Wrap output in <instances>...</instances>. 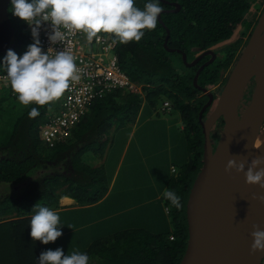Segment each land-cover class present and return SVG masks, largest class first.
I'll list each match as a JSON object with an SVG mask.
<instances>
[{
	"label": "trees",
	"instance_id": "obj_1",
	"mask_svg": "<svg viewBox=\"0 0 264 264\" xmlns=\"http://www.w3.org/2000/svg\"><path fill=\"white\" fill-rule=\"evenodd\" d=\"M262 1L160 0L166 9L160 14L161 22L158 19L155 30L145 29L139 42L121 44L114 34L100 32L117 41L118 63L140 90L112 89L94 99L70 137L53 147L42 141L40 131L58 100L40 107V115L35 118L28 115L32 107H39L32 103L16 119L6 142L0 144V183L16 186L11 192L0 189V264H38L39 240L30 236V220L37 203L58 213L63 196L73 198L79 205L103 199L108 189L103 164L92 160H102L114 128L136 118L142 104L153 107L160 99L170 100L172 107L181 112L189 152L188 161L173 172L165 188L180 196L182 207L177 209L163 194L160 197L168 208L171 232L157 235L142 228L125 229L93 241L83 253L95 264H178L187 240L186 200L202 164L204 137L198 113L208 96L198 86L208 89L218 81L220 70L228 68L240 44L237 28H250L264 7ZM147 2L135 0V5L143 10ZM173 2L179 4L176 11H171L176 7ZM8 14L14 35L8 49L0 54V72L6 70L4 58L9 49L21 56L31 44L26 22L13 14L11 1ZM166 28L167 46L192 55L191 59L230 39L224 46V60L204 66L194 84L193 75L200 62L186 66L191 69L189 73L176 71L171 55L181 56V52L165 49ZM199 93L202 96L197 97ZM15 95L10 86L0 98L12 100ZM209 108L204 110L202 119ZM222 123L220 119L212 129L216 138Z\"/></svg>",
	"mask_w": 264,
	"mask_h": 264
},
{
	"label": "water",
	"instance_id": "obj_2",
	"mask_svg": "<svg viewBox=\"0 0 264 264\" xmlns=\"http://www.w3.org/2000/svg\"><path fill=\"white\" fill-rule=\"evenodd\" d=\"M10 1L0 0V54L8 49L14 35L8 14ZM172 4L176 7L171 11L179 9L177 2ZM158 19L161 22L160 15ZM166 32L165 49L180 51L186 64L185 52L167 46V28ZM206 55L210 58L196 69L194 84L202 68L212 63L216 54L209 48L188 65L194 66ZM251 79L254 81L251 97L242 107ZM198 87L208 96L198 113L204 137L202 164L186 200L187 240L178 264H263L264 251L251 252V232L253 225L264 230V203L254 198L264 195V188L247 184L243 172L235 169L226 172L225 166L229 159L235 158L245 161L247 170L261 129L260 156H264V7L219 93ZM209 106L211 110L202 119ZM219 119L223 123L214 146L212 129Z\"/></svg>",
	"mask_w": 264,
	"mask_h": 264
},
{
	"label": "rangeland",
	"instance_id": "obj_3",
	"mask_svg": "<svg viewBox=\"0 0 264 264\" xmlns=\"http://www.w3.org/2000/svg\"><path fill=\"white\" fill-rule=\"evenodd\" d=\"M263 3L264 0L261 6ZM254 24L255 22L248 29L239 26L236 34L247 35ZM229 41L230 39L211 47L216 50V58L211 64L215 65L218 59L224 60V46L229 44ZM191 57L192 55L187 56L188 62L185 64L181 56L171 55L176 71L189 73L191 69L186 66L195 58ZM227 71L228 68L220 70L218 81L208 87L209 91L219 93L226 80ZM0 94L4 95L5 92ZM199 96H202V93L197 95ZM163 102L160 99L153 107L142 104L138 119L132 117L112 130L103 151L102 166L108 189L114 175L116 179L114 185L107 190L106 198L103 199L105 201L88 208L82 206L79 210L58 212L62 235L55 242L48 244L39 241L41 252L61 248L65 255L72 252L83 253L93 241L131 228H142L157 235H168L171 232L170 215L166 213L168 208L164 210L165 205L160 197L165 191L168 178L188 161L189 152L181 112L172 107L170 100L167 108ZM28 106L22 105L17 95L12 100L0 98V144L6 142L16 119ZM121 154L123 158L119 161ZM136 157L140 171L137 183H141L143 189L141 200L138 190L121 191L126 181L125 175L130 168V159ZM92 161L97 164L102 162L96 157ZM1 188L5 192H11L16 186L0 183ZM139 200L140 204H137ZM105 215L108 216L104 217ZM94 261L91 259L88 263L95 264Z\"/></svg>",
	"mask_w": 264,
	"mask_h": 264
},
{
	"label": "clouds",
	"instance_id": "obj_4",
	"mask_svg": "<svg viewBox=\"0 0 264 264\" xmlns=\"http://www.w3.org/2000/svg\"><path fill=\"white\" fill-rule=\"evenodd\" d=\"M13 14L31 26L34 42L28 50L18 56L9 49L4 58L8 80L22 105L35 103L28 113L30 118L40 115L39 108L62 97L70 83L80 80V69L76 57L67 50L55 51L54 55L44 52L39 39V29L49 22V40L63 43L66 35L79 31L92 41L101 31L112 33L119 43L139 42L147 29L155 30L159 15L164 12L160 0H149L143 10L135 0H11ZM61 29H64L62 31ZM53 50V49H51ZM264 156L252 158L245 171V161L229 159L225 171L235 169L243 172L247 184L264 188ZM164 198L177 209L182 207L180 196L166 189ZM264 203V195L255 196ZM30 220V236L44 244L55 242L62 235L60 217L52 209L37 203ZM251 252L264 251V230L253 225ZM86 253L72 252L65 255L61 248L41 252L38 264H88Z\"/></svg>",
	"mask_w": 264,
	"mask_h": 264
},
{
	"label": "built area",
	"instance_id": "obj_5",
	"mask_svg": "<svg viewBox=\"0 0 264 264\" xmlns=\"http://www.w3.org/2000/svg\"><path fill=\"white\" fill-rule=\"evenodd\" d=\"M33 43L31 26L26 22ZM64 31V29H61ZM49 22H44L39 29V39L44 52L54 55L55 51L67 50L76 57V65L80 69V80L70 83V87L58 99L55 111L49 113L48 121L41 126V139L53 147L70 137L71 131L88 112L90 103L112 89L139 91L137 84L132 82L118 63L116 53L117 41L98 33L92 41H88L83 32L73 31L66 35L63 43L53 44L49 40L51 34ZM25 53V52H24ZM22 53L21 56L24 54ZM10 88L6 70L0 72V93ZM164 107L169 106L164 100ZM172 238V236H169ZM264 264V261H263Z\"/></svg>",
	"mask_w": 264,
	"mask_h": 264
},
{
	"label": "crops",
	"instance_id": "obj_6",
	"mask_svg": "<svg viewBox=\"0 0 264 264\" xmlns=\"http://www.w3.org/2000/svg\"><path fill=\"white\" fill-rule=\"evenodd\" d=\"M26 52V51H25ZM24 53V52H23ZM50 110H51V108H50ZM140 110H142V109H140ZM139 113H140V111H139ZM138 113V114H139ZM140 116V115H139ZM139 116L137 115V119L139 118ZM123 155L121 154V159H119V161H121L122 160V157ZM137 158L138 157H136V158H134V159H130V168H129V171H128V173L125 175L126 176V181H125V184H124V187L122 188V190L121 191H123V190H138V193H139V198H140V200H141V197H142V195H143V189L141 188V183L139 184V183H137V180L140 178V171H139V166H138V164H137ZM104 159V158H103ZM103 159H102V162H101V164H103ZM116 168V167H115ZM172 170V169H171ZM115 179H116V177H115V175L113 176V179H112V181L110 182V184H109V189H110V186H112V185H114V183H115ZM109 189H107V190H109ZM107 194V193H106ZM104 198H106V195L103 197V199ZM101 200V201H99V202H97V203H95L96 205H98V204H100L102 201H105V200ZM140 200L138 201V203L137 204H140ZM129 202H130V199H129ZM59 205H60V207H59V209H57V210H59V211H67V210H79V209H81L82 208V206L83 207H85V208H88V206L90 207V206H92V205H94V204H89V205H79V204H77L76 203V201L73 199V198H71V197H68V196H63V197H61L60 198V200H59ZM136 206V205H135ZM164 206V205H163ZM84 208V209H85ZM164 210H166V206H164ZM166 212V211H165ZM167 213V212H166ZM108 215H105L104 217H107Z\"/></svg>",
	"mask_w": 264,
	"mask_h": 264
},
{
	"label": "flooded vegetation",
	"instance_id": "obj_7",
	"mask_svg": "<svg viewBox=\"0 0 264 264\" xmlns=\"http://www.w3.org/2000/svg\"><path fill=\"white\" fill-rule=\"evenodd\" d=\"M165 10H166V9H165ZM255 22H256V21H255ZM253 26H254V25H253ZM253 26L251 27L250 31H248L247 35H244V36H242V35H238V36H240V41H239V43H241V44H239L238 51L235 53L234 59L230 62L229 66H228L227 75H228L229 70L232 68L234 62L236 61L237 57L239 56V54H240L242 48L244 47V45H245V43H246V41H247V39H248V37H249L251 31H252ZM244 28H245V27H244ZM245 29H246V28H245ZM210 49H212L213 52L215 53V51H216L215 48H214V49H213V48H210ZM206 50H207V49H206ZM200 53H201V52H200ZM215 54H216V53H215ZM197 55H199V53H198ZM215 57H216V56H215ZM209 58H210V55L203 56V57L199 60L200 64H202L203 62L209 60ZM202 59H203V60H202ZM213 61H214V60H213ZM213 61H212V62H213ZM195 65H196V64H195ZM227 75H226V76H227ZM226 76H225V77H226ZM253 87H254V81H253V79H251L250 83H249L248 86H247V89H246L245 95H244V97H243V100H242V102H241L242 107H245V105L249 102V99H250V97H251V92H252V90H253ZM219 120H220V119H219ZM219 120H218V121H219ZM213 136H215V135L213 134ZM214 138H216V137H214ZM216 141H217V138L214 139V146H215V144H216V143H215Z\"/></svg>",
	"mask_w": 264,
	"mask_h": 264
},
{
	"label": "bare ground",
	"instance_id": "obj_8",
	"mask_svg": "<svg viewBox=\"0 0 264 264\" xmlns=\"http://www.w3.org/2000/svg\"><path fill=\"white\" fill-rule=\"evenodd\" d=\"M262 143H263V134H262V129L259 133V135L256 138L255 142V152H254V157L260 156L261 154V148H262Z\"/></svg>",
	"mask_w": 264,
	"mask_h": 264
}]
</instances>
